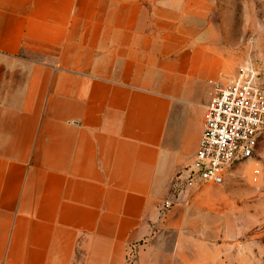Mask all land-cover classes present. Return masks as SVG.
I'll list each match as a JSON object with an SVG mask.
<instances>
[{"label": "crops", "instance_id": "crops-1", "mask_svg": "<svg viewBox=\"0 0 264 264\" xmlns=\"http://www.w3.org/2000/svg\"><path fill=\"white\" fill-rule=\"evenodd\" d=\"M202 15L0 0V264H226L225 183H175L211 100Z\"/></svg>", "mask_w": 264, "mask_h": 264}, {"label": "rangeland", "instance_id": "rangeland-1", "mask_svg": "<svg viewBox=\"0 0 264 264\" xmlns=\"http://www.w3.org/2000/svg\"><path fill=\"white\" fill-rule=\"evenodd\" d=\"M192 2L195 10L204 9L194 20L202 29L195 39L203 40L210 60V98L214 83L242 75L264 89V0ZM223 186L230 199L220 240L226 244V264H264V136L253 158L229 169ZM134 262L135 252H130L127 264Z\"/></svg>", "mask_w": 264, "mask_h": 264}, {"label": "built area", "instance_id": "built-area-1", "mask_svg": "<svg viewBox=\"0 0 264 264\" xmlns=\"http://www.w3.org/2000/svg\"><path fill=\"white\" fill-rule=\"evenodd\" d=\"M213 86L199 149L192 164L178 176V181L185 176L187 185L222 186L235 163L253 158L264 136V89L245 75ZM174 205L168 200L163 206L171 210Z\"/></svg>", "mask_w": 264, "mask_h": 264}]
</instances>
